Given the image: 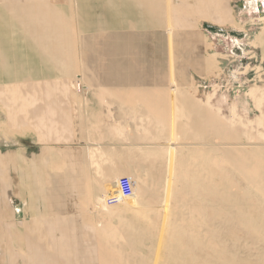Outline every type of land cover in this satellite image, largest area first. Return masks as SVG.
I'll use <instances>...</instances> for the list:
<instances>
[{"label":"rangeland","instance_id":"rangeland-1","mask_svg":"<svg viewBox=\"0 0 264 264\" xmlns=\"http://www.w3.org/2000/svg\"><path fill=\"white\" fill-rule=\"evenodd\" d=\"M219 1V16L214 0L180 3L175 23L186 34L175 47L174 63L186 70V91L171 87L167 156L162 170L150 176L153 181L143 186L132 181L133 196L112 206L104 200L114 185L101 198L93 197L90 184L86 197L74 204L78 198L66 197L67 183L54 173L48 174V188L39 191L38 167L29 178L0 164V192L11 181V188L31 199L30 212L18 215L19 202L11 204L4 195L0 264H264V0ZM71 24L79 47L71 55L81 60L82 44ZM29 31L37 34L40 28ZM76 59L72 75L54 93L40 84L0 87V158L40 152L29 148L38 117L42 129L46 118L70 115L62 104L84 97ZM14 67L21 72V62ZM76 81L83 90L77 91ZM38 88L44 92L34 94ZM19 159L16 163L29 168L30 161ZM13 176L24 180L13 182ZM44 193L52 204L45 212L38 211L46 207ZM38 213L46 217L34 219ZM69 213L83 214L84 220H69Z\"/></svg>","mask_w":264,"mask_h":264},{"label":"crops","instance_id":"crops-1","mask_svg":"<svg viewBox=\"0 0 264 264\" xmlns=\"http://www.w3.org/2000/svg\"><path fill=\"white\" fill-rule=\"evenodd\" d=\"M182 2L0 0L1 88L40 84L52 93L54 88H60L58 82L73 72L72 63L77 56L71 54H78L72 21L76 41L82 44V59L76 60L81 61L85 83L81 100L62 104L70 109L69 116L46 118L42 129V116L38 117V134L29 137V148L35 147L40 152L31 151L32 158L27 153L7 154L5 159L0 158V164L13 165V171L29 173V178L30 171L38 167L39 191L48 188L51 178L48 174L54 173L55 179L67 183L62 187L66 197L78 198L74 204L86 197L90 184L93 197L102 198L107 187L121 177H131L140 186L152 182L150 176L162 170L166 155L171 87L177 93L186 91V70L175 68L174 63L175 47L186 34L175 23ZM214 7L219 16V0H214ZM166 15L171 16L170 29ZM203 15L208 19L212 16ZM37 24L40 33H30L29 28ZM15 62H21V72L15 71ZM19 76L22 78L13 80ZM52 82L57 84L51 86ZM33 90L34 94L44 92L42 88ZM32 101L46 103L44 98ZM21 157L25 163L30 161L29 168L16 163ZM14 177L13 182L24 180ZM6 187V191L0 192V204L6 203V194L11 204L19 202L17 208L13 207L14 212L18 215L30 212V195L20 196L11 188V181ZM42 196L46 207L39 206L38 211L45 212L52 204L46 201L45 193ZM70 214L73 216L69 220H84L83 214ZM44 217L38 213L34 219Z\"/></svg>","mask_w":264,"mask_h":264},{"label":"built area","instance_id":"built-area-1","mask_svg":"<svg viewBox=\"0 0 264 264\" xmlns=\"http://www.w3.org/2000/svg\"><path fill=\"white\" fill-rule=\"evenodd\" d=\"M75 88L78 92L84 89L79 81L75 82ZM113 185L114 186L108 190L109 192L107 193V196L104 200V203L107 206L123 203L124 201L130 199L134 194V184L132 179L128 177H121L117 179Z\"/></svg>","mask_w":264,"mask_h":264}]
</instances>
